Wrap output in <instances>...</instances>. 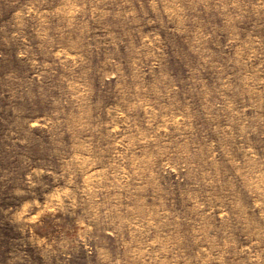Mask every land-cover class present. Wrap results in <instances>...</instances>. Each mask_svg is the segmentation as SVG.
I'll return each mask as SVG.
<instances>
[{
	"label": "rangeland",
	"instance_id": "374dc122",
	"mask_svg": "<svg viewBox=\"0 0 264 264\" xmlns=\"http://www.w3.org/2000/svg\"><path fill=\"white\" fill-rule=\"evenodd\" d=\"M0 264H264V0H0Z\"/></svg>",
	"mask_w": 264,
	"mask_h": 264
}]
</instances>
